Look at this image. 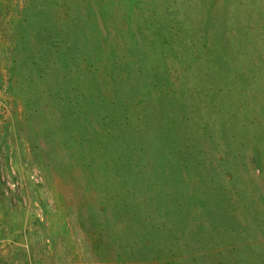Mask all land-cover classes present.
Here are the masks:
<instances>
[{
  "label": "rangeland",
  "instance_id": "obj_1",
  "mask_svg": "<svg viewBox=\"0 0 264 264\" xmlns=\"http://www.w3.org/2000/svg\"><path fill=\"white\" fill-rule=\"evenodd\" d=\"M0 264H264V0H0Z\"/></svg>",
  "mask_w": 264,
  "mask_h": 264
}]
</instances>
